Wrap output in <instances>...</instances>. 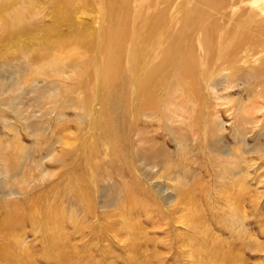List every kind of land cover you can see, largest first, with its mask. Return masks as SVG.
Masks as SVG:
<instances>
[{"label":"rangeland","instance_id":"rangeland-1","mask_svg":"<svg viewBox=\"0 0 264 264\" xmlns=\"http://www.w3.org/2000/svg\"><path fill=\"white\" fill-rule=\"evenodd\" d=\"M4 4V12H0V37L6 38L0 43V264H220V258L225 264H264V72L255 77L253 70L264 66V48L239 52L242 59L237 65L245 71L236 74L229 62L223 63L217 56L211 79L199 92L201 102L192 97L195 86L190 81L173 85L164 92L169 95L165 106L151 111L152 118L146 114L139 118L151 125L132 124L129 130L126 122L124 129L120 126L114 132L112 127L117 126L119 117L112 115V119L99 122L95 116L91 135L78 129L87 115L81 109L83 94L74 88L79 80H71L84 67V49L68 51L65 59L72 68L64 73L58 68L62 75L55 79L48 77L55 72L49 67L34 64L28 68L25 58L17 54V45L7 41V32L2 30L10 25L12 16L8 13L16 8L31 7L37 15L30 20L39 17L42 25L48 24V5L38 0H6ZM253 6L255 13L254 0H239L229 6L231 9L226 8L221 20L225 18L224 24H230L235 11L237 15L244 9L250 13ZM229 11L234 17H229ZM88 12L90 15H76L80 30L97 35L95 28L100 29L103 23L108 29L93 8ZM53 57L64 58L66 54ZM53 80L58 86L47 83ZM64 85L76 92L53 98L56 91L64 92ZM53 106L58 110L53 111ZM211 123L216 133L209 131L213 137L204 130ZM9 125L17 128L25 149L17 150ZM60 125L66 128L63 135ZM154 133L161 137L151 138ZM67 138L78 144H66ZM85 142L90 146L84 147ZM127 144L132 153L139 149L146 154L154 146L161 147L159 158L168 165L157 166L151 159L137 162L139 171L134 179L121 159ZM37 163L41 168L35 167ZM239 164L241 169L236 167ZM224 165L230 168L224 169ZM241 178L244 182L234 183ZM79 180L84 181L81 185L87 184L84 193L88 196H82L83 202L70 182L80 184ZM178 180L188 192L179 215L191 211L195 221L208 225L212 238L222 234L216 238L221 242L181 241L183 232L177 228L186 226L173 213V187ZM223 190H228L229 199L222 196ZM130 193L138 201L133 202L135 208L139 207L128 211L127 203L126 212L108 217L120 199H131ZM89 195L94 201L91 214L86 205ZM231 204L232 221L239 219L236 213L245 214L241 225L245 238H232L224 229L222 220ZM135 219L144 230L143 237L135 243L125 242L129 233L122 228L133 231ZM112 222L119 235L110 227Z\"/></svg>","mask_w":264,"mask_h":264},{"label":"bare ground","instance_id":"bare-ground-1","mask_svg":"<svg viewBox=\"0 0 264 264\" xmlns=\"http://www.w3.org/2000/svg\"><path fill=\"white\" fill-rule=\"evenodd\" d=\"M0 1L2 2L0 12H4V3H6V0ZM38 1L48 5L49 16L51 18L48 24L42 25L38 19L39 17L35 21L30 20L33 15H37L31 7H26L25 9L16 8L8 13V16H12V20L9 22L10 25L3 28L2 31L7 32L9 38H7V41L9 40L11 44L17 45V54L25 58L28 68L34 64H39L43 68L49 67L55 70L56 73L53 72L51 75H48L49 78L54 77L55 79V77L62 75V72H58V68L63 69V73L67 69L72 68L65 59L69 55L68 51L71 48L84 49V60H82L84 67L82 66L78 76L75 75L71 80L75 78L79 80L76 81L74 88H76V91L80 89V92L83 94V97H81L83 102L81 109L87 115L86 120L82 124L77 125L79 126L78 129L79 131L85 130L91 135L92 129L96 126L95 116L101 119L99 122L105 121V118L112 119V115L119 117L117 126L112 127L114 132H117L120 126L124 129L126 122H128L127 129L129 130L134 124L141 122L146 125H151L148 120H140L142 119V114L151 117V111L159 109L161 104L165 106L166 99L169 98V95L164 92L168 90V87L173 85L179 86L190 81L195 86V94L192 93V97H194V100L201 102L203 97L199 92L202 93L208 81H210V75L216 64H218L215 61L217 56H219L223 63L229 62L231 66L229 68L233 69L236 74L245 71L241 65H237L240 59L239 52H256L260 48H264V15L263 17L261 16L264 13V0H254L257 6L256 8L258 9L255 13L254 6V9L252 8L250 13L248 9H244L238 15L236 14L237 11H235L233 15L236 16L231 20L230 24H224L225 18L223 22L221 19L225 14L226 8L236 5L239 0H123V2H120V0ZM89 8H93L97 12L100 23L105 22L108 29H105L104 23L100 26V29L95 28L97 35L92 33L87 34L86 31L79 29L76 24V15L78 12L90 15L88 12ZM229 9L231 8L229 7ZM256 13L258 17L253 16ZM229 14L227 12L228 16ZM231 14L229 17H234ZM20 41L34 46H32L33 48H29L27 43L20 44ZM4 42H6L5 36L0 37V43L3 44ZM61 53H65L66 57H60L61 60L58 57H53L56 54L59 56ZM31 56L33 58L36 56L37 61L32 60ZM223 63L219 64L221 65ZM253 70L256 74L255 77H258L264 72V66L260 69L253 68ZM68 77L62 76L65 79H68ZM47 83H53L58 86V83H55L54 80ZM51 88L52 91L56 89L54 87ZM63 90V93L56 91L52 97L64 98V95H68V91L69 96L72 92H76L67 87L63 88ZM48 91L45 90L44 92L47 93ZM261 94L264 96V89L263 91L261 90ZM51 109L57 111L58 107L53 106ZM200 109L202 111L203 108L200 106ZM165 121L168 122L164 119ZM33 125L38 126V123L35 122ZM8 127L14 133L13 139L17 150L25 149V146L19 142L21 137L17 128H13L11 125ZM204 127L206 134L210 130L212 135L216 134L214 133L215 130L213 132V123L211 125H205ZM60 128L62 130L59 133L63 135L66 128L62 126ZM150 135L151 138L161 137L159 133ZM212 135L210 133V136ZM210 138L209 136L207 137L209 140ZM64 142L66 144H76V141H70L68 138ZM165 142L169 143V141H165L164 139ZM83 145L84 147L90 146L88 142H85ZM89 149L92 153V147ZM162 150L161 147L154 146L146 154L145 152L141 153L139 149L137 152L134 151L132 153L130 146L127 144V149L121 151V159L124 158L132 173L131 176L135 179L139 171L137 162L151 159L157 166L165 167L168 165V161L164 163L159 158L162 155ZM84 155L86 156L84 161L88 162L87 155ZM228 161L229 163L232 162L231 160ZM7 164L13 167V163L8 162ZM39 165H35V167ZM78 165L82 164L79 163ZM241 165L239 164L236 167L241 169ZM223 167H225L224 169L230 168L227 165ZM47 175H51V173ZM64 175L66 176L68 174L65 173ZM73 179L75 180V178ZM235 181L244 182V178L234 180V183ZM70 182L73 191L77 194L76 196L81 198L80 201L83 199L82 196H88L86 194L87 184L81 185L84 184L83 180L80 184L78 182ZM182 183V181L178 180L177 184L173 187L176 195V200L173 204L175 206L173 213L176 215V219H181L183 225L186 226V229L177 228L178 231L183 232V234H180V237L182 235L183 238H180L181 241L221 242V238L218 240L216 238L222 234H215L213 236H216V238H212V233L208 225L204 222L202 223L200 220L195 221V218L191 216V211L187 212L186 215H179L188 198L187 188ZM238 186L241 185L238 184ZM227 191L223 190L222 196L225 198L228 197L229 199ZM146 192L148 191L146 190ZM130 196L131 199L129 196L125 197L123 201L120 199L115 204L113 211L108 214V217L111 218L126 212L127 203L128 211L139 207L137 206L135 208L133 202L138 203V201L132 193H130ZM89 198H91L89 199L90 201L86 198L88 202L86 205L90 211L89 214H91V212H94V203H91L93 201L92 196L90 197L89 195ZM233 209L231 204L229 212L225 214L223 217L224 221L222 220V222H225L224 229L228 230L229 234H231L230 237L241 239L245 235V232L243 233L241 231V225L244 219L243 215L245 214L239 216L236 213L239 219L237 220L238 222H234L231 220L232 217L230 214V211L233 212ZM242 212L244 213V209H242ZM185 218L186 220L184 221ZM133 221L130 222L133 223ZM110 227H113L115 234L119 235V229L114 226L113 222ZM132 227H134L133 231L128 228H122L126 233H129L125 242L135 243L137 239L143 237L141 233L144 230L138 220L135 219ZM139 227L141 228L140 234L137 232ZM218 260L222 264L226 262L222 258ZM213 264L217 263L213 262Z\"/></svg>","mask_w":264,"mask_h":264}]
</instances>
